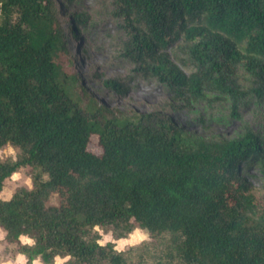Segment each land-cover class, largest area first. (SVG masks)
I'll return each instance as SVG.
<instances>
[{
	"label": "trees",
	"instance_id": "obj_1",
	"mask_svg": "<svg viewBox=\"0 0 264 264\" xmlns=\"http://www.w3.org/2000/svg\"><path fill=\"white\" fill-rule=\"evenodd\" d=\"M113 2L121 55L175 101L229 100L238 116L264 97V0ZM60 10L55 0H0V148L18 149L0 157V191L31 169L30 187L0 199V228L23 264H130L133 247L97 241L95 227L116 225L169 236L178 264H264V204L239 171L255 158L264 166L258 135L246 125L204 138L157 111L114 114L73 71ZM72 21L76 35L86 16ZM93 134L100 153L88 149Z\"/></svg>",
	"mask_w": 264,
	"mask_h": 264
},
{
	"label": "rangeland",
	"instance_id": "obj_2",
	"mask_svg": "<svg viewBox=\"0 0 264 264\" xmlns=\"http://www.w3.org/2000/svg\"><path fill=\"white\" fill-rule=\"evenodd\" d=\"M61 9L58 17L64 30V43L71 59L72 69L82 87L100 104L114 114H141L152 111L171 118L182 130L200 137L225 139L240 135L248 125L261 140L264 147V97L248 98L233 114L229 100L216 102L199 101L183 105L171 97L170 89L155 78H145L135 73L133 66L122 55V42L126 37L122 21L115 14L113 0H55ZM82 12L86 16L84 29L76 35L71 31L72 16ZM117 79L122 82L119 90L107 87L105 81ZM88 149L101 152L97 135H91ZM18 149L12 145L0 148L2 159L15 160ZM263 160H264V154ZM264 168L256 158L240 173L250 183L255 194L264 204ZM31 169L22 166L4 182L0 199H8L19 185L31 186ZM99 243L111 241L117 250L134 249L129 253L130 264H178L174 244L169 236L151 239L144 229L127 231L123 225L95 227ZM16 250L13 243L0 241V260L12 257ZM172 256H171V255ZM67 259L57 257L53 264H62Z\"/></svg>",
	"mask_w": 264,
	"mask_h": 264
},
{
	"label": "crops",
	"instance_id": "obj_3",
	"mask_svg": "<svg viewBox=\"0 0 264 264\" xmlns=\"http://www.w3.org/2000/svg\"><path fill=\"white\" fill-rule=\"evenodd\" d=\"M4 231L0 228V241L4 242V243H8L5 239H4ZM20 241L24 242V243H31L32 240L30 238H28L27 236L21 235L20 236ZM56 258L55 257V262H56ZM20 261V264H23L25 261V257L23 254L21 253H15L12 257L9 258H5L0 260V264H17V261ZM31 264H43L40 260L39 257L35 258Z\"/></svg>",
	"mask_w": 264,
	"mask_h": 264
},
{
	"label": "clouds",
	"instance_id": "obj_4",
	"mask_svg": "<svg viewBox=\"0 0 264 264\" xmlns=\"http://www.w3.org/2000/svg\"><path fill=\"white\" fill-rule=\"evenodd\" d=\"M17 264H20V261L19 260L17 261Z\"/></svg>",
	"mask_w": 264,
	"mask_h": 264
}]
</instances>
